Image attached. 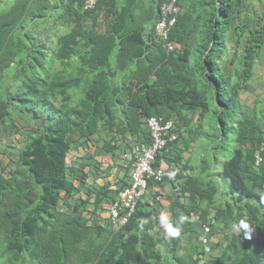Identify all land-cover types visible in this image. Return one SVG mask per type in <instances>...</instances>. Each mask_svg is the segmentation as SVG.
Segmentation results:
<instances>
[{
    "label": "trees",
    "instance_id": "1",
    "mask_svg": "<svg viewBox=\"0 0 264 264\" xmlns=\"http://www.w3.org/2000/svg\"><path fill=\"white\" fill-rule=\"evenodd\" d=\"M83 1L14 0L0 14V137L13 139L17 150L0 152L17 157L16 164L0 158V260L162 264L165 238L152 221H142L157 207L141 200L122 228L91 223L89 201L73 199L79 189L71 181L70 154L84 140L114 130L124 140L137 137L131 149L149 144L152 116L186 126L196 117L203 128L211 113L204 131L209 161L203 159L197 175H180L197 205L192 211L173 201L171 219L178 222V211L194 212L203 228L205 203L229 235L216 264H264V162L255 163L257 152L264 157V98L257 96L252 110L243 99L261 57L264 26L244 15L247 0H179L170 35L179 48L172 53L155 32L166 0H146L143 19L144 0L122 7L119 0H100L93 11H85ZM114 144L106 143L107 150ZM171 149L157 157L158 167ZM182 159L178 150L169 162ZM241 220L247 229L234 227ZM187 225L184 219L189 231ZM180 237L165 244L163 264H205L204 247L184 245Z\"/></svg>",
    "mask_w": 264,
    "mask_h": 264
},
{
    "label": "crops",
    "instance_id": "2",
    "mask_svg": "<svg viewBox=\"0 0 264 264\" xmlns=\"http://www.w3.org/2000/svg\"><path fill=\"white\" fill-rule=\"evenodd\" d=\"M118 3V6L122 7L125 5L126 0H119ZM143 9H146V0L143 1V5L138 11L140 19H143L144 16L142 14ZM135 68L134 64L130 66V69L132 70ZM175 121L177 123V130L180 134L181 140L179 143L169 146V149L172 147V154L169 157L163 155L160 160V167L165 171L168 178H166L161 184H153L142 199V203L146 204V202H148L149 204L154 205V207H157L151 208L153 210L152 217L149 216L148 220L144 217L142 218V221H152L154 230L158 232L157 236L165 238L164 245L161 248V252L166 255L164 258L165 260H167L168 256L167 252H165V244L170 243V238L160 226L159 215L164 212L172 218L171 205L175 200H179L182 207H188L189 210L193 211V206L196 207L197 204L192 199V195L183 190L181 183L184 181L183 177L199 174L200 166L202 165L201 163L203 162V159L207 157V155L203 154L200 158L197 157L192 161L189 160L192 151L197 150L195 146L194 148L193 146H190L192 142V134L182 121ZM120 128H122V126H120ZM191 132L193 134L196 133V128H191ZM126 137L127 140H124L119 135H116L115 130L111 131L104 137L95 135L90 139L84 140L80 144L75 145L70 154V162L75 169V174H73L71 181L74 183L75 187L79 189V193H76L73 199L75 201L80 199L89 201L85 214L87 217L91 218V223L103 225L108 223V210L109 205L112 203L110 202L111 199L115 198L114 196H116L117 192L131 181V172L135 166V158L132 154L131 144L134 140H137V137H132L130 135H126ZM206 140L208 141V139ZM108 142H112V144L115 143L114 151H109L110 148L106 145ZM203 142L204 141L201 142L202 145ZM15 143L16 142L12 145L15 146ZM178 150L182 151V162L177 165H172L169 160L175 158ZM14 152L17 154L16 149H14ZM185 165H188L191 168L182 173V167ZM10 168L14 167L10 166ZM211 170L212 172L215 171L213 168ZM181 174H183V177L180 176ZM66 199L69 202L73 201L70 198ZM155 200H157L158 204H154ZM198 205L200 204L198 203ZM200 206L204 207L208 212L204 213V210L202 211L203 225L212 228V233L208 235L210 239L209 244L207 246L202 244V238L204 236L203 228L199 227L197 222L190 218L192 212H190L189 215H186L182 211H178L181 217L191 223L190 226L187 225L189 231H186L181 225L180 238L184 245L189 243L201 244L205 251L202 263L216 264V259L220 255V252L224 250L228 244L229 235L226 236L227 231H223V227L215 222L214 217L216 210L212 207H207L205 203ZM155 209L157 210L156 212H158V215H156ZM253 235L257 238L258 242L257 231L256 233H253ZM254 246L255 248L257 247V245ZM164 259L161 260L163 263H165Z\"/></svg>",
    "mask_w": 264,
    "mask_h": 264
},
{
    "label": "built area",
    "instance_id": "3",
    "mask_svg": "<svg viewBox=\"0 0 264 264\" xmlns=\"http://www.w3.org/2000/svg\"><path fill=\"white\" fill-rule=\"evenodd\" d=\"M100 0H84L83 9L93 11ZM180 12L179 0H166L160 9V19L155 26V32L167 48L168 53L174 52L179 45L171 40V32L177 23ZM150 135V143H137L132 149L135 158V166L131 172L130 183L122 188L117 198L109 205V221L115 228H122L129 224L137 211L138 203L143 199L149 189L150 182H161L165 171L156 165L157 157L168 151L170 143L178 140L179 135L175 131L176 122L173 119L152 116L146 123ZM127 157V156H126ZM264 158L261 154L256 155V165H261ZM190 218L199 220V215L192 212ZM204 236L202 244H209L211 228L203 226Z\"/></svg>",
    "mask_w": 264,
    "mask_h": 264
},
{
    "label": "rangeland",
    "instance_id": "4",
    "mask_svg": "<svg viewBox=\"0 0 264 264\" xmlns=\"http://www.w3.org/2000/svg\"><path fill=\"white\" fill-rule=\"evenodd\" d=\"M14 0H5L4 3L0 4V14L6 12L9 10L11 5L13 4ZM244 15L247 17H250L254 24L256 26H264V0H247V8L244 10ZM264 28V27H263ZM253 78L250 80L249 84L246 87V92L244 94V100L248 106V109L252 110L254 108L255 99L256 97L264 98V46L262 48L261 57L256 63V69L254 72ZM211 118L212 114L208 116V119L206 120L205 124L202 123V126H199V121L196 119V117H191L189 120V123H187V127L189 129V132L192 134V142L190 146L196 147V151H192V154H190V161H192L194 158H200L201 155H207L206 160L209 161V155L210 153V143L206 140L207 137H205L204 131H209V125L211 124ZM199 129L198 132L192 133L191 128ZM20 139V138H19ZM11 141H14L11 139ZM10 141V138H7L5 136L0 137V152H5V150H8L9 152L13 151L12 148V142ZM203 142V145L201 142ZM201 145V146H200ZM192 148V147H191ZM11 150V151H10ZM231 156V155H230ZM228 155V158L230 157ZM0 158L4 161H6L7 164H16L17 157L15 154H5L1 155ZM198 160V159H197ZM1 252V248H0ZM165 252L167 250L165 249ZM166 255L162 253V258ZM4 263V258L0 260V264Z\"/></svg>",
    "mask_w": 264,
    "mask_h": 264
},
{
    "label": "clouds",
    "instance_id": "5",
    "mask_svg": "<svg viewBox=\"0 0 264 264\" xmlns=\"http://www.w3.org/2000/svg\"><path fill=\"white\" fill-rule=\"evenodd\" d=\"M183 221L184 218L180 217L178 222L174 223L167 213L162 212L159 215L160 226L169 238H176L181 235V225L183 224ZM234 227L238 230H243L248 228V224L245 220H241L239 225H234Z\"/></svg>",
    "mask_w": 264,
    "mask_h": 264
}]
</instances>
